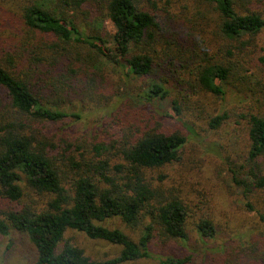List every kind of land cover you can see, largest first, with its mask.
<instances>
[{"label": "trees", "instance_id": "trees-1", "mask_svg": "<svg viewBox=\"0 0 264 264\" xmlns=\"http://www.w3.org/2000/svg\"><path fill=\"white\" fill-rule=\"evenodd\" d=\"M187 10L197 23L184 26ZM259 46L264 0H0V233H25L32 264H264V79L246 72ZM208 94L209 130L233 119L245 133L231 180L256 217L223 245L211 218L191 220L146 175L181 160ZM114 218L135 236L105 224ZM69 231L120 249L94 258ZM157 236L183 252L155 255Z\"/></svg>", "mask_w": 264, "mask_h": 264}, {"label": "rangeland", "instance_id": "rangeland-1", "mask_svg": "<svg viewBox=\"0 0 264 264\" xmlns=\"http://www.w3.org/2000/svg\"><path fill=\"white\" fill-rule=\"evenodd\" d=\"M207 16L212 17L214 25L213 10L211 6L201 7ZM186 17L184 26L197 23V21H189L193 16H199L197 12L187 10L183 12ZM85 16L79 14V21L85 25L88 31L94 27L90 23V19H84ZM201 20V19H199ZM198 20V21H199ZM100 26L106 28L109 32L114 31L112 22L100 16L93 20ZM91 21V22H93ZM93 22V23H94ZM102 28V27H101ZM259 45L262 42L258 43ZM264 57V50L259 46L257 52L249 57L246 67L248 74H254L257 79H264V62L260 59ZM245 59V58H244ZM106 72L115 76L112 68H106ZM202 100L200 97L197 99ZM206 103H194V113L200 117L196 130H189L190 138L182 150L181 160L168 164L162 168L148 169L146 175L154 179V185H159L163 189L171 190L182 198L187 204L189 216L191 220L197 217L211 218L219 227L220 235L214 243L223 245L228 241L236 238L239 233L248 232L253 228L256 217L254 214L244 209L241 196L238 194L231 180L232 174L230 166L233 162H241L243 153L244 132H241L239 126L235 125V121L230 119L226 127L221 130H209L206 115H209L215 108L216 99L208 94L204 97ZM210 101V103H207ZM169 102L164 101L161 110L167 111ZM102 112L100 110L87 111L83 115L82 124L91 122L93 118H97ZM208 128V129H207ZM165 175V179L159 180V177ZM106 225L112 227L117 226L125 229L122 222L114 218L108 220ZM132 235L135 234L125 229ZM192 239L197 241V236L191 234ZM73 244L85 249V251L94 258L107 259L115 256L120 247L110 244L106 241L88 238L85 234L77 231H69L66 235ZM151 249L155 255L165 256L173 252H183L180 244L174 240L162 239L157 236L151 244ZM35 250L27 239L25 233L11 230L7 235L0 233V264H32L35 260ZM155 261L139 260L128 264H154Z\"/></svg>", "mask_w": 264, "mask_h": 264}]
</instances>
